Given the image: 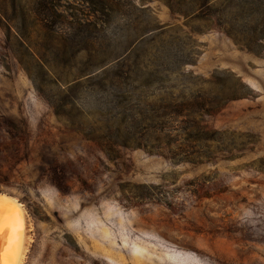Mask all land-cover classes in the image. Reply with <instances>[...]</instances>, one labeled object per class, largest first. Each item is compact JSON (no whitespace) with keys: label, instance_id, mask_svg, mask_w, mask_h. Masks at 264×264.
Returning <instances> with one entry per match:
<instances>
[{"label":"rangeland","instance_id":"374dc122","mask_svg":"<svg viewBox=\"0 0 264 264\" xmlns=\"http://www.w3.org/2000/svg\"><path fill=\"white\" fill-rule=\"evenodd\" d=\"M263 37L264 0H0L22 264H264Z\"/></svg>","mask_w":264,"mask_h":264},{"label":"bare ground","instance_id":"6f19581e","mask_svg":"<svg viewBox=\"0 0 264 264\" xmlns=\"http://www.w3.org/2000/svg\"><path fill=\"white\" fill-rule=\"evenodd\" d=\"M28 225L21 204L14 198L0 193V243H3L0 245L4 247V250L0 251V264H22L28 240ZM20 226L23 234L20 232L17 240L16 233Z\"/></svg>","mask_w":264,"mask_h":264},{"label":"trees","instance_id":"16d2710c","mask_svg":"<svg viewBox=\"0 0 264 264\" xmlns=\"http://www.w3.org/2000/svg\"><path fill=\"white\" fill-rule=\"evenodd\" d=\"M221 29H223V27ZM224 33L227 34L228 36L232 37L233 40H235L236 42H242L243 41L242 39H239V38L236 37V35L238 33H233L232 34L228 30H224ZM235 37L238 40L235 39ZM243 95H246V94L244 93ZM199 101L201 103H199ZM204 102H206V100L203 99L202 97H200V99L198 101L197 100L193 101L191 105H193V104H199V107L198 108H200V110L203 109V111L208 112L207 111L208 110L207 109V106L204 104ZM179 107H180V105H179ZM181 108H182V112H184L185 108L183 106ZM187 112H188L189 116H191V114L193 113L192 111H187ZM201 121H202V119H199V120H197V119H191V122L190 123L194 124L193 126L196 129H195V131L190 132L189 134H185L186 136H185L184 141L186 142V144L180 145V146H182V149H185V150L182 151L181 148L178 147L180 149V151L183 152V153L181 152L183 155H189L187 158H185L183 156H180V158H182L183 160H188V162H195V161L198 162L200 160V158H202L203 156L205 158L204 160H207V159L209 160L210 157L208 156V154H211L212 153V152L209 153L208 148L211 145V142H214L215 141V136L216 135H215V133L209 131L208 128L204 124L201 123ZM219 136H221V135H219ZM193 142L194 143L196 142V144H200V143L203 144V146H202V149H203L202 150V153H200L198 151H194L193 153H191L192 152L191 151V148H188V145L187 144L188 143H193ZM187 150H190V151L188 152ZM194 153L196 154V155H194L195 157L189 158L190 155H192Z\"/></svg>","mask_w":264,"mask_h":264}]
</instances>
